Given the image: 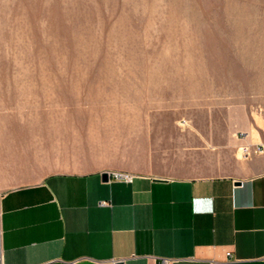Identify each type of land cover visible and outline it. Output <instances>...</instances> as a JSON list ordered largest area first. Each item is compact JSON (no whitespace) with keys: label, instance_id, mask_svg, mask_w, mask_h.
I'll return each mask as SVG.
<instances>
[{"label":"crops","instance_id":"1","mask_svg":"<svg viewBox=\"0 0 264 264\" xmlns=\"http://www.w3.org/2000/svg\"><path fill=\"white\" fill-rule=\"evenodd\" d=\"M32 105L0 98V264H264L260 119L90 116L70 146Z\"/></svg>","mask_w":264,"mask_h":264},{"label":"rangeland","instance_id":"2","mask_svg":"<svg viewBox=\"0 0 264 264\" xmlns=\"http://www.w3.org/2000/svg\"><path fill=\"white\" fill-rule=\"evenodd\" d=\"M0 98L70 146L90 116L264 123V0H0Z\"/></svg>","mask_w":264,"mask_h":264},{"label":"built area","instance_id":"3","mask_svg":"<svg viewBox=\"0 0 264 264\" xmlns=\"http://www.w3.org/2000/svg\"><path fill=\"white\" fill-rule=\"evenodd\" d=\"M241 135L243 136V134L241 133ZM240 156L241 158H248L252 152H260L262 150L261 146H256L254 147L252 150L250 149V147L248 145H243L240 147ZM116 177L125 179V180H129L130 176L127 174H117ZM156 264H170V261L168 259H160L157 261Z\"/></svg>","mask_w":264,"mask_h":264},{"label":"water","instance_id":"4","mask_svg":"<svg viewBox=\"0 0 264 264\" xmlns=\"http://www.w3.org/2000/svg\"><path fill=\"white\" fill-rule=\"evenodd\" d=\"M108 178H109V173H107V172H102L101 173L102 181H107ZM237 184H239V182H237ZM116 264H123V262L122 261H118V262H116Z\"/></svg>","mask_w":264,"mask_h":264}]
</instances>
